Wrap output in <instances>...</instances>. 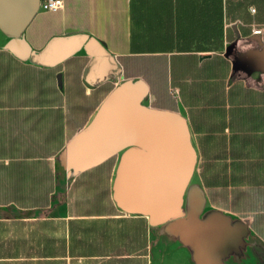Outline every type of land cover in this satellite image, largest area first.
I'll use <instances>...</instances> for the list:
<instances>
[{"label":"crops","instance_id":"1","mask_svg":"<svg viewBox=\"0 0 264 264\" xmlns=\"http://www.w3.org/2000/svg\"><path fill=\"white\" fill-rule=\"evenodd\" d=\"M62 1L0 30V264H249L264 247V0ZM166 128L193 160L155 218L126 198ZM203 231L225 242L203 253Z\"/></svg>","mask_w":264,"mask_h":264},{"label":"water","instance_id":"2","mask_svg":"<svg viewBox=\"0 0 264 264\" xmlns=\"http://www.w3.org/2000/svg\"><path fill=\"white\" fill-rule=\"evenodd\" d=\"M39 3L40 0H0V30L9 37H18L38 11ZM72 38L70 53L83 44L87 35H75ZM53 41L47 48L53 46ZM154 117V122L159 120L166 125L171 124L168 120L170 118L164 114H154ZM158 136H154L151 143H148L153 149L157 167L155 175L148 177V186H139L136 192H128L126 198L136 201L138 205L152 202L155 218L164 215L180 199L193 160L189 145L181 135L174 136L170 128H166L165 134Z\"/></svg>","mask_w":264,"mask_h":264},{"label":"rangeland","instance_id":"3","mask_svg":"<svg viewBox=\"0 0 264 264\" xmlns=\"http://www.w3.org/2000/svg\"><path fill=\"white\" fill-rule=\"evenodd\" d=\"M255 28L261 29V27H255ZM261 31H262V29H261ZM253 34H254L253 36L256 37L255 38L256 42H261L259 37H257V35L254 32H253ZM258 34H261V33H258ZM201 235H202L201 243H202V252L203 253H205V252L207 253L210 251L211 247L214 248L215 245L218 246V244L223 243V241H224L223 239L226 236V234H223L222 237L215 238V235L213 236L208 231H206V232L203 231ZM191 242L192 241L187 240L186 244L190 245ZM254 246L257 247L256 248V254L250 257L249 264H264V247H261V245H259L257 242L254 243ZM235 255H236V253H235Z\"/></svg>","mask_w":264,"mask_h":264},{"label":"built area","instance_id":"4","mask_svg":"<svg viewBox=\"0 0 264 264\" xmlns=\"http://www.w3.org/2000/svg\"><path fill=\"white\" fill-rule=\"evenodd\" d=\"M39 8L42 10H48V11H55L63 8V1L62 0H40ZM251 11H254L253 8H251ZM253 32L255 34L261 33V29L253 28Z\"/></svg>","mask_w":264,"mask_h":264}]
</instances>
